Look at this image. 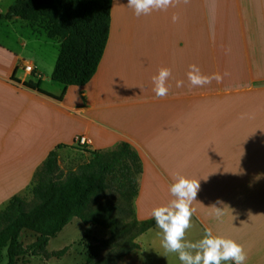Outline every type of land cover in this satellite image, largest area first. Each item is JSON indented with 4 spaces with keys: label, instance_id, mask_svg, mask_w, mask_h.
<instances>
[{
    "label": "crops",
    "instance_id": "crops-1",
    "mask_svg": "<svg viewBox=\"0 0 264 264\" xmlns=\"http://www.w3.org/2000/svg\"><path fill=\"white\" fill-rule=\"evenodd\" d=\"M14 2L0 0V15ZM8 22L45 35L19 15L0 17V25ZM23 46L22 39L19 49L0 44V208L31 183L51 150L83 145L92 153L126 141L143 168L138 219L173 198L174 176L200 179L196 220L238 241L245 264H264V0H173L140 16L126 0H112L106 46L84 85L52 83V69ZM192 64L221 79L192 86ZM161 68L171 75L167 94L157 97L152 77ZM30 78L61 98L26 87Z\"/></svg>",
    "mask_w": 264,
    "mask_h": 264
},
{
    "label": "trees",
    "instance_id": "trees-1",
    "mask_svg": "<svg viewBox=\"0 0 264 264\" xmlns=\"http://www.w3.org/2000/svg\"><path fill=\"white\" fill-rule=\"evenodd\" d=\"M111 3L112 0H15L0 17L19 15L32 25L42 23L45 36L59 42L51 79L65 86L84 85L95 74L106 46ZM23 84L54 96L42 88L41 79L30 78ZM57 158L58 147L35 170L28 187L32 203L16 193L0 208V261L6 257L5 264L16 263L23 253V230L37 234L29 245L32 255L60 256L66 247L47 252L46 246L74 217L109 231L108 236L95 238L87 245L86 258L80 264H118L139 249L138 236L155 221L136 216L135 199L143 168L131 144L121 141L93 151L88 161L69 171L64 179L56 174ZM108 193L112 194L110 200H103Z\"/></svg>",
    "mask_w": 264,
    "mask_h": 264
},
{
    "label": "rangeland",
    "instance_id": "rangeland-1",
    "mask_svg": "<svg viewBox=\"0 0 264 264\" xmlns=\"http://www.w3.org/2000/svg\"><path fill=\"white\" fill-rule=\"evenodd\" d=\"M12 0H4L3 4H9ZM2 6V5H0ZM4 24L6 22H3ZM40 30L44 25L38 23ZM25 41V54L33 57L36 62L45 67V71H53L58 55L59 42L57 39H48L44 34L40 39L34 37L29 28H21L18 24L8 22L7 25H0V44L11 49L20 48V40ZM34 49L35 51L31 50ZM26 56V58H28ZM52 73V72H51ZM52 83L58 84L51 80ZM92 153L83 145H67L58 151L56 174L64 179L69 171L75 170L77 166L91 157ZM30 185V184H29ZM29 185L21 192L29 203H32V194ZM112 194L108 193L102 199L110 200ZM204 228L193 215L191 226L186 230L185 239L196 241L203 235ZM109 231L101 226L85 224L80 218L74 217L67 223L56 236L49 240L46 246L47 252L61 250L66 247L60 256H45L43 254L32 255L29 245L35 241L37 234L30 230H23L20 235V244L23 253L18 257L15 264H80L86 258V247L95 238L106 237ZM161 234L156 225L138 236L137 241L140 248L126 255L118 264H180L177 254L168 253L164 255V249L160 244ZM4 257L0 264H5Z\"/></svg>",
    "mask_w": 264,
    "mask_h": 264
},
{
    "label": "clouds",
    "instance_id": "clouds-1",
    "mask_svg": "<svg viewBox=\"0 0 264 264\" xmlns=\"http://www.w3.org/2000/svg\"><path fill=\"white\" fill-rule=\"evenodd\" d=\"M126 2L129 8L134 9V14L140 16L149 14L152 10H166L172 5L173 0H126ZM177 19L174 14L173 22ZM170 75L168 68H161L158 74L152 77L153 91L157 97L167 94L166 82ZM187 78L192 86H203L212 79L217 81L221 79L218 74L211 77L203 75L195 64L189 65ZM182 84V81H177V87ZM256 178L259 179V175ZM199 187L200 179L176 175L169 186L173 198L152 209L151 217L160 230V244L164 249V255L177 254L180 264H245L247 257L243 246L231 237L214 233L211 228L205 227L202 237L196 241L185 239L186 230L190 228L196 211L192 202L196 200ZM221 203L222 201L218 199L212 204L213 213L217 218L224 214L223 207L217 206Z\"/></svg>",
    "mask_w": 264,
    "mask_h": 264
},
{
    "label": "built area",
    "instance_id": "built-area-1",
    "mask_svg": "<svg viewBox=\"0 0 264 264\" xmlns=\"http://www.w3.org/2000/svg\"><path fill=\"white\" fill-rule=\"evenodd\" d=\"M23 69L27 72H32L34 70V67L32 64H25ZM77 140L81 143V144H86L87 139L84 136H81L79 138H77Z\"/></svg>",
    "mask_w": 264,
    "mask_h": 264
}]
</instances>
